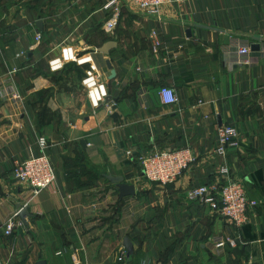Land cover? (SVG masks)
<instances>
[{
    "label": "crops",
    "instance_id": "0c3cea01",
    "mask_svg": "<svg viewBox=\"0 0 264 264\" xmlns=\"http://www.w3.org/2000/svg\"><path fill=\"white\" fill-rule=\"evenodd\" d=\"M104 1L0 0V264H264V181L256 176L261 170L264 180V0H170L157 18L124 0L111 31ZM256 36L249 63L228 65L234 45ZM109 40L116 46L107 54L94 49ZM70 65L83 74L63 76V84L57 75ZM91 67L96 78L85 79ZM71 85L82 92L73 113ZM163 85L175 89L176 104L160 101ZM43 103L49 120L41 127ZM226 124L239 137L222 158L214 147ZM177 147L189 148L194 162L174 182L143 178L141 152ZM42 151L56 176L35 193L11 166ZM76 154L102 173L94 184L68 182L63 156ZM222 164L258 202L245 223L255 239L185 197L188 187L223 183ZM106 174L123 176L135 195L119 200ZM18 204L28 207L26 222ZM14 215L17 225L4 235ZM229 237L235 246L216 247Z\"/></svg>",
    "mask_w": 264,
    "mask_h": 264
},
{
    "label": "built area",
    "instance_id": "2783aa9c",
    "mask_svg": "<svg viewBox=\"0 0 264 264\" xmlns=\"http://www.w3.org/2000/svg\"><path fill=\"white\" fill-rule=\"evenodd\" d=\"M124 0H105L103 10L105 12L104 28L107 31L115 29L120 20L122 12V2ZM134 5L138 6L144 13L150 17L157 18L160 9L164 3L170 0H130ZM154 34V33H153ZM36 42L41 41V35L37 34L34 37ZM236 54L229 53L227 64L230 66L249 63L250 44L247 41H241L234 45ZM93 67L87 72L85 79L96 78L92 74ZM86 93L89 99L93 98L91 93V84L85 83ZM159 99L163 104H176L177 94L175 89L170 86H161L159 89ZM92 97V98H91ZM105 100V98H104ZM217 141L214 147L215 152L224 158L227 154V146L238 144L239 133L235 126L231 124L222 125L217 128ZM42 148L45 145L42 143ZM139 163L143 168V178L151 183L167 184L174 182L179 175L194 162L192 151L187 147L177 148H162L161 150H145L141 152ZM11 172L14 179L27 187L32 188L34 192L48 188V185L55 179L56 171L53 163L43 151L37 156L30 158L15 160L11 166ZM230 174L229 166L226 164L220 165L218 176L221 177L223 183H218L214 186L197 185L188 187L185 191V197L192 202H201L207 204L211 210H215L219 215L226 219L234 226H244L248 221V211L255 208L258 202L250 198L243 183L238 180L228 178ZM219 186V187H218ZM216 191V194H214ZM99 202H92V208L96 207ZM132 209V204L125 205L124 211ZM15 216L8 220L5 225L3 234L10 235L16 227L17 222L13 221ZM235 246L236 240L229 237L215 243L216 247H222L224 244ZM120 257L119 260H123Z\"/></svg>",
    "mask_w": 264,
    "mask_h": 264
},
{
    "label": "trees",
    "instance_id": "16d2710c",
    "mask_svg": "<svg viewBox=\"0 0 264 264\" xmlns=\"http://www.w3.org/2000/svg\"><path fill=\"white\" fill-rule=\"evenodd\" d=\"M76 68L80 69L79 66H77ZM82 74H80L79 76L81 77ZM47 113L48 111H47L46 105L43 103L41 110L38 112L39 118H40L39 122H40L41 127L44 126L45 123L49 120L48 118L45 119L47 116ZM63 164H64V169L66 170L67 180L75 188H80V187L83 188V187L90 186L94 184L100 176H102L101 172L89 167L88 162L86 161L85 157L82 154H76L74 157L63 156ZM256 176L259 182L264 181L262 178L261 170L256 172ZM248 229L249 227L247 225H245L242 228L246 237L250 239H255L256 234H250Z\"/></svg>",
    "mask_w": 264,
    "mask_h": 264
},
{
    "label": "water",
    "instance_id": "95a60500",
    "mask_svg": "<svg viewBox=\"0 0 264 264\" xmlns=\"http://www.w3.org/2000/svg\"><path fill=\"white\" fill-rule=\"evenodd\" d=\"M36 24L39 26L40 29H42V24L40 21H38ZM186 35L189 36L190 32L186 31ZM255 40H258V41H256V43H252L250 45V51H256V50H259V48H260V44H259L260 37L256 36ZM115 46H116V42L113 40H109L108 42H106L101 47L94 48V49H96L97 52L107 54L109 52V49H111L112 47H115ZM108 99H109V96L106 97V100H108ZM104 177L106 178V180L111 185L115 186L119 200H122L123 198L135 195V186L132 184L126 183L124 181L123 176H119V175H113L112 176L110 174H106V175H104ZM17 207H18L17 216L20 218L21 221L26 222L25 218L29 216L28 207L26 205L22 206L21 204H18ZM123 245L127 251H129V252L132 251L130 240L127 237L124 238ZM37 264H45V261H43V260L38 261Z\"/></svg>",
    "mask_w": 264,
    "mask_h": 264
},
{
    "label": "rangeland",
    "instance_id": "374dc122",
    "mask_svg": "<svg viewBox=\"0 0 264 264\" xmlns=\"http://www.w3.org/2000/svg\"><path fill=\"white\" fill-rule=\"evenodd\" d=\"M68 72H70V75H68ZM80 74H82V72H81V70L79 68H76L75 65H70V66H67V67L63 68L58 73L57 77H58V79L62 77L63 78L62 79V82L64 84L65 83L64 80L66 78H68V80H76V78ZM63 76H65V79H64ZM70 88H73L74 89L73 85H71ZM50 94L51 93L46 94V96H48V98H49V96L52 95V94L51 95ZM81 99H82V92H81V90L75 88L74 89V95H73V97L72 96L70 97V101L68 103L69 104L68 111H71V113L75 112V110H77L80 107V105H81L80 104L81 103ZM61 120H62L61 113L59 114V112H58V114L56 115V118H55V122H60ZM181 264H183V263H181Z\"/></svg>",
    "mask_w": 264,
    "mask_h": 264
}]
</instances>
